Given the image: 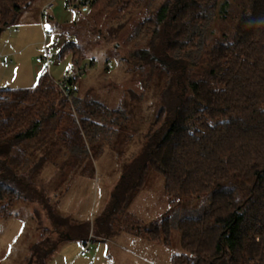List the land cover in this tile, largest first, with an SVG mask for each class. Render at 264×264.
I'll return each mask as SVG.
<instances>
[{
    "label": "rangeland",
    "instance_id": "obj_1",
    "mask_svg": "<svg viewBox=\"0 0 264 264\" xmlns=\"http://www.w3.org/2000/svg\"><path fill=\"white\" fill-rule=\"evenodd\" d=\"M49 1L55 6L43 16L41 8ZM116 1L101 10L105 0L102 4L99 0L76 20L64 10V0H35L0 34V54L10 61L4 64L0 59V88L31 91L43 75L49 78L42 90L56 88L54 104L42 116L38 133L8 153L24 185L14 184L19 195L10 206L0 203V264H29L35 244L48 240L47 247L58 240L63 228L54 226L48 209L85 226L60 241L45 264H171L172 257L189 255L181 231L185 220L202 216L205 195L174 196L160 173L150 167L140 172L144 146L150 132L162 123L163 119L153 125L157 117L175 110L186 95L185 76L205 77L211 66L208 54L215 45L231 41L242 14H248L249 1L218 0L204 39L196 40L204 44L193 68L182 60L175 63L161 48L174 10L150 46L153 39L146 31L153 25L143 22L164 0H137L135 9L133 2L127 6L128 0ZM183 1L170 0V4ZM225 3L228 7L223 10ZM63 43L78 47L75 57L81 58L80 64L71 52L58 66L46 68L38 61L45 48L59 56ZM141 50L147 55L137 53ZM72 63L82 74L74 76V94L66 98L56 83ZM90 102L100 105L93 107L100 109L96 112L102 113L101 119L85 112L82 106ZM79 107L91 137L80 130L81 136H76L80 143L69 144L73 129L82 128ZM122 177L129 188L120 196L124 198L115 200L114 190ZM131 237L142 240L138 242L142 259L129 255L134 248ZM87 242L89 252L80 257Z\"/></svg>",
    "mask_w": 264,
    "mask_h": 264
},
{
    "label": "trees",
    "instance_id": "obj_2",
    "mask_svg": "<svg viewBox=\"0 0 264 264\" xmlns=\"http://www.w3.org/2000/svg\"><path fill=\"white\" fill-rule=\"evenodd\" d=\"M33 1L0 0V27L13 25ZM248 1V14H242L231 41L215 45L208 54L211 66L205 77L191 80L185 76L186 95L180 97L175 110L157 117L153 125L163 119L162 123L150 132L144 146L140 172L150 167L160 173L168 193L174 196L205 195L202 216L185 220L183 228L180 224L190 257L174 256L171 264H264V0ZM115 2L105 0L101 10ZM130 2L133 9L139 5L137 0H128L127 6ZM170 5V0H164L153 17L143 22L153 25L146 31L153 39L150 46L174 10L169 35L161 48L175 63L182 60L193 68L204 44L196 40L204 39L217 14L218 0H184ZM227 7L225 3L221 8ZM147 8L151 9L149 4ZM77 49L73 43H63L57 57L62 60L71 52L72 59L80 64L81 58L75 57ZM137 53L147 55L142 50ZM48 78L41 76L31 91L0 88V203L10 206L19 195L14 184L24 185L14 173L8 153L12 146L38 133L42 116L53 106L56 88L42 90ZM75 83V78L69 80L70 97ZM94 104L100 106L90 102L82 107L91 117L97 114L95 119H101L102 113L96 112L100 109ZM80 122L82 128L73 129L69 144L80 143V130L84 137H91L90 126L82 116ZM128 188V181L122 177L113 198H124L120 196ZM48 213L54 226L63 228L62 234L47 247L48 240L35 244L29 264H45L60 241L85 226L49 209Z\"/></svg>",
    "mask_w": 264,
    "mask_h": 264
},
{
    "label": "built area",
    "instance_id": "obj_3",
    "mask_svg": "<svg viewBox=\"0 0 264 264\" xmlns=\"http://www.w3.org/2000/svg\"><path fill=\"white\" fill-rule=\"evenodd\" d=\"M95 0H64V10L70 12L72 17L80 18L81 14H85L88 12ZM55 6L54 1H49L45 3L41 8V15L48 14ZM45 43V42H44ZM4 58V64H9L10 61L6 55L0 54V59ZM38 61L41 64H44L47 68H50L55 65H60L61 60L53 55L50 50L45 48L44 53L41 57L38 58ZM82 74V69L79 66L72 63V67L68 68L65 72V76L61 81L56 83L57 87L63 93L65 97H70L71 95V85L69 84V80L73 79L74 76H78ZM89 242L83 247L82 251L79 253L80 256L86 255L89 251Z\"/></svg>",
    "mask_w": 264,
    "mask_h": 264
},
{
    "label": "crops",
    "instance_id": "obj_4",
    "mask_svg": "<svg viewBox=\"0 0 264 264\" xmlns=\"http://www.w3.org/2000/svg\"><path fill=\"white\" fill-rule=\"evenodd\" d=\"M117 237V236H116ZM116 239V238H115ZM140 238H137V237H134V238H130L129 239V242L132 244V246L134 247L132 250H130V251H128V253H129V255L130 256H133V257H135L136 258V260H139V259H142V254H143V249H141V247L139 246V244H142V243H138L139 241H141L142 242V240L140 239ZM108 241V240H107ZM116 241V240H115ZM112 243H114V242H112ZM144 244H146V246H148L147 245V243L145 242ZM89 248V247H88ZM149 247H147V250H149L148 249ZM89 252V251H88ZM87 254V253H86ZM80 256V255H79ZM86 255H84V256H80V257H85Z\"/></svg>",
    "mask_w": 264,
    "mask_h": 264
},
{
    "label": "water",
    "instance_id": "obj_5",
    "mask_svg": "<svg viewBox=\"0 0 264 264\" xmlns=\"http://www.w3.org/2000/svg\"><path fill=\"white\" fill-rule=\"evenodd\" d=\"M3 30H4V28L0 27V34L2 33Z\"/></svg>",
    "mask_w": 264,
    "mask_h": 264
}]
</instances>
